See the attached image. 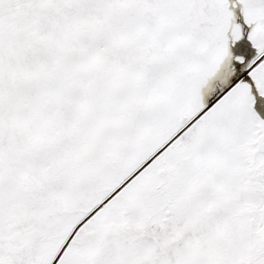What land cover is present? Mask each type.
<instances>
[{
  "label": "snow or ice",
  "instance_id": "1",
  "mask_svg": "<svg viewBox=\"0 0 264 264\" xmlns=\"http://www.w3.org/2000/svg\"><path fill=\"white\" fill-rule=\"evenodd\" d=\"M0 264H264V0H0Z\"/></svg>",
  "mask_w": 264,
  "mask_h": 264
}]
</instances>
